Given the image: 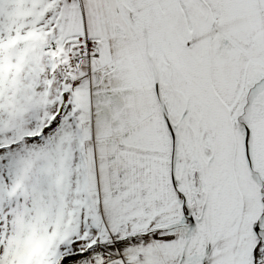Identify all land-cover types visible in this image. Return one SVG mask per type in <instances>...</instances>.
Segmentation results:
<instances>
[{"label":"snow or ice","instance_id":"1","mask_svg":"<svg viewBox=\"0 0 264 264\" xmlns=\"http://www.w3.org/2000/svg\"><path fill=\"white\" fill-rule=\"evenodd\" d=\"M0 264H264V0H0Z\"/></svg>","mask_w":264,"mask_h":264}]
</instances>
